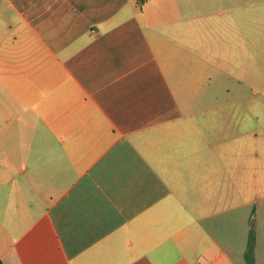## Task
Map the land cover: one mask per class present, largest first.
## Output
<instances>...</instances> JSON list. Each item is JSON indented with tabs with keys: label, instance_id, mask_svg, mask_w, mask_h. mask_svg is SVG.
I'll list each match as a JSON object with an SVG mask.
<instances>
[{
	"label": "crops",
	"instance_id": "obj_1",
	"mask_svg": "<svg viewBox=\"0 0 264 264\" xmlns=\"http://www.w3.org/2000/svg\"><path fill=\"white\" fill-rule=\"evenodd\" d=\"M237 1L0 0L2 264H264Z\"/></svg>",
	"mask_w": 264,
	"mask_h": 264
},
{
	"label": "rangeland",
	"instance_id": "obj_2",
	"mask_svg": "<svg viewBox=\"0 0 264 264\" xmlns=\"http://www.w3.org/2000/svg\"><path fill=\"white\" fill-rule=\"evenodd\" d=\"M240 6L243 8V63L235 75L228 74L231 90L228 99L238 102L241 99L245 126L249 128V135L259 139L261 149L264 148V0H238L237 7Z\"/></svg>",
	"mask_w": 264,
	"mask_h": 264
},
{
	"label": "trees",
	"instance_id": "obj_3",
	"mask_svg": "<svg viewBox=\"0 0 264 264\" xmlns=\"http://www.w3.org/2000/svg\"><path fill=\"white\" fill-rule=\"evenodd\" d=\"M0 264H2V263L0 262Z\"/></svg>",
	"mask_w": 264,
	"mask_h": 264
}]
</instances>
